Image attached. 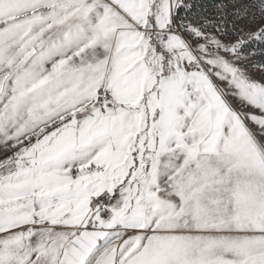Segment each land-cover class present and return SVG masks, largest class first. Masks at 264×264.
I'll use <instances>...</instances> for the list:
<instances>
[{
	"label": "snow or ice",
	"instance_id": "6c2138e0",
	"mask_svg": "<svg viewBox=\"0 0 264 264\" xmlns=\"http://www.w3.org/2000/svg\"><path fill=\"white\" fill-rule=\"evenodd\" d=\"M0 264H264V0H0Z\"/></svg>",
	"mask_w": 264,
	"mask_h": 264
}]
</instances>
